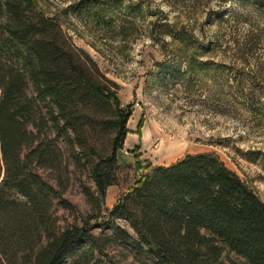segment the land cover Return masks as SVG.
I'll return each mask as SVG.
<instances>
[{
  "label": "trees",
  "instance_id": "1",
  "mask_svg": "<svg viewBox=\"0 0 264 264\" xmlns=\"http://www.w3.org/2000/svg\"><path fill=\"white\" fill-rule=\"evenodd\" d=\"M79 7L102 17L96 3ZM256 38L244 36L242 64L256 61ZM172 65L173 79L192 70ZM118 90L38 0H0V264H115V245L135 254L130 264H264V201L217 156L135 162L143 173L106 207L135 114ZM100 131L114 135L107 146ZM81 169L95 185L85 191L93 215L62 227L57 207L70 208ZM226 252L240 260L222 262Z\"/></svg>",
  "mask_w": 264,
  "mask_h": 264
},
{
  "label": "rangeland",
  "instance_id": "2",
  "mask_svg": "<svg viewBox=\"0 0 264 264\" xmlns=\"http://www.w3.org/2000/svg\"><path fill=\"white\" fill-rule=\"evenodd\" d=\"M89 1L103 18L81 10L83 0H38L135 111L106 207L112 209L143 173L135 162L170 166L196 154L219 157L264 201V9L241 0ZM249 29L261 44L256 61L246 65L241 49ZM172 64L183 73L192 70L173 79ZM99 135L105 146L114 137ZM94 187L84 169L75 173L65 194L70 208L57 207L60 226L93 215L85 191ZM109 252L115 264L136 259L125 246ZM230 259L240 260L226 252L221 261Z\"/></svg>",
  "mask_w": 264,
  "mask_h": 264
}]
</instances>
